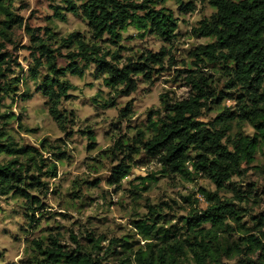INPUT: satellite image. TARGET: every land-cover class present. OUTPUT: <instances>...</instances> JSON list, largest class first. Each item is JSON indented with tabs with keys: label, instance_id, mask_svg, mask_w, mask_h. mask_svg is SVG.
<instances>
[{
	"label": "rangeland",
	"instance_id": "1",
	"mask_svg": "<svg viewBox=\"0 0 264 264\" xmlns=\"http://www.w3.org/2000/svg\"><path fill=\"white\" fill-rule=\"evenodd\" d=\"M156 1L155 9L164 7L176 18L177 29L171 41L128 27L119 42L112 43L104 37L96 44L106 60L119 68L160 50L165 52L162 63L151 66L149 80L141 75L135 77L136 90L129 95L123 94L119 85L106 86V75L98 74L92 64L85 66L82 77L67 74L65 79L71 89L69 97L61 102V109L73 115V122H68L65 129L49 116L47 100L38 91L39 81L30 78L32 55H38L29 31L50 49L57 50L56 66L63 69L68 65L66 55L76 51L75 44L66 45L63 40L77 34L79 40L89 45L94 42L86 21L80 14L65 12L62 0H16L9 6L17 22L10 24L6 36L0 31V54L10 61V71L5 75L15 77L19 84L14 94H0V143L34 148L45 164H56L57 174L55 178L32 174L38 178L32 180L38 186L28 192L38 201L35 206H27L24 199L14 194L0 196V264H40L43 257L38 254L35 242L46 246L50 237L57 238L65 249L88 252L93 245L90 240L101 239L103 250L97 253L101 264H118L126 255L121 246L112 248L110 253L104 251L111 240H119L118 245L128 242L134 252L143 247L145 242L137 234L135 222H148L152 218L164 231L183 236L184 220L193 212L206 209V201L198 189L215 192L209 180L185 181L166 174L141 146L137 148L138 154H131L130 174L119 184L110 181L112 169L123 159L122 154H113L115 143L134 145L138 132L143 133L144 139L150 137V122L164 116L160 98L165 96L170 102L187 99L193 93L187 84L189 76L197 72L205 77L215 93L232 92L226 89V78L219 66L195 56L197 48L213 41L192 34L199 21L214 12L209 0H182L180 7L174 0ZM190 6L192 12L184 10ZM55 8L65 15L64 21L54 14ZM4 19L0 14V30ZM45 66L42 60L40 75H47ZM209 106L199 121H212L224 109H235L236 102L222 99L219 104ZM242 130L246 135L253 134L248 124H243ZM58 152L64 153L65 158L57 160L53 153ZM10 159L0 154V163ZM24 159L19 156L18 161L25 163ZM242 167L244 176L232 180L242 191L248 187L253 190L250 202L239 204L225 190L218 194L244 208L243 222L252 227V218L264 213V146L257 151L253 163ZM232 262L226 260L225 264Z\"/></svg>",
	"mask_w": 264,
	"mask_h": 264
},
{
	"label": "trees",
	"instance_id": "2",
	"mask_svg": "<svg viewBox=\"0 0 264 264\" xmlns=\"http://www.w3.org/2000/svg\"><path fill=\"white\" fill-rule=\"evenodd\" d=\"M14 1L0 0V14L5 17L0 31L4 36L11 28L10 24L17 22L9 8ZM174 1L181 6L182 0ZM62 2L65 12L80 14L86 21L94 42L89 45L79 40L77 34L63 40L66 45L75 44L76 51L66 55L68 65L61 69L56 66L57 50L50 49L33 31H29L33 49L38 55H32L34 64L29 72L32 80L39 81L38 91L47 100L49 116L61 129H65L68 122H73V115L61 109V102L69 97L71 89L65 79L67 74L82 77L85 66L92 64L98 74L106 75V86L115 88L119 85L124 90L123 94L129 95L136 90L135 77L141 75L149 80L151 66L161 64L165 54L163 50L148 53L119 68L106 60L97 41L108 37L112 43H117L128 27L142 34L152 32L163 40L171 41L177 21L166 8L155 9L156 0H143L140 4L130 0ZM208 3L214 12L199 21L192 34L213 41L197 48L195 56L219 66L221 75L226 78V89L232 92L215 93L205 77L197 75V72L189 76L187 84L193 93L187 99L170 102L165 96L160 98L164 116L150 122V137L144 139L143 133L138 132L133 142L138 147L124 145L121 141L115 143L113 154H122L123 159L112 169L110 181L119 184L130 174L131 154H138L141 146L166 174L185 181L207 179L216 191L198 189L207 207L204 211L193 212L184 220L183 236L164 231L152 218L148 222H135L134 228L145 242L143 247L134 252L128 242L118 245L119 240H111L104 251L110 253L112 248L121 246L126 255L119 259L118 264H183L185 261L190 264H225L226 260H232L231 264H264V213L253 217L254 225L248 227L243 222L245 209L218 194L225 190L232 193V200L239 204L250 202L253 190H248V187L242 191L232 179L244 176L243 164L253 163L257 151L264 146V0H209ZM184 10L193 11L192 6ZM54 14L61 21L65 20V15L58 8ZM4 56L0 54V94L10 96L19 80L5 75L10 71V61ZM115 57L113 55L111 59ZM42 60L47 70L44 76L39 73ZM222 99H232L236 108L224 109L210 122L199 121L211 108L209 105L219 104ZM243 124L252 128L251 136L243 132ZM0 154L11 158L0 163V196L14 194L24 199L27 206L37 205L38 201L28 192L38 186L32 181L38 178L32 174L42 173L47 178H55L56 164H45L34 148H16L14 143H0ZM63 154L53 153L57 160L64 159ZM19 156L25 158V163L18 161ZM90 241L93 245L89 252L65 249L54 237L48 239L46 246L39 242H35V246L43 257L40 264H101L97 253L103 250L100 246L102 240Z\"/></svg>",
	"mask_w": 264,
	"mask_h": 264
}]
</instances>
